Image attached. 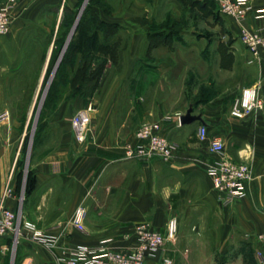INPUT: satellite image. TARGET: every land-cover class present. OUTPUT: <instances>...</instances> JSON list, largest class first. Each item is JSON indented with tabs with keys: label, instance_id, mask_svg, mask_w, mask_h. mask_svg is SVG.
I'll list each match as a JSON object with an SVG mask.
<instances>
[{
	"label": "crops",
	"instance_id": "obj_1",
	"mask_svg": "<svg viewBox=\"0 0 264 264\" xmlns=\"http://www.w3.org/2000/svg\"><path fill=\"white\" fill-rule=\"evenodd\" d=\"M250 1L255 11L243 21L223 16L212 0H166L171 9L166 18L160 19L146 5L156 9L162 0H137L132 7H121L117 11H106L98 6L95 10L105 22L118 24L130 33V41L122 55L121 78L125 81L140 80L141 74L152 68L160 70L161 78L179 80L189 63L183 45L193 40L208 66L229 64L223 59L213 60V52L219 54L225 49L228 54H234L233 66L241 74L237 87L242 90L246 87V68L255 65L261 73L257 63L246 67L244 48L239 47L237 39L243 27L264 32V11L257 12L264 10V0ZM76 2L15 0L10 3L0 0V5H9L12 17L11 30L0 35V83L14 82L30 53L42 44L49 29L47 22L56 19L53 32L57 31L62 13L56 17L50 8L59 6V11L63 12L65 5L74 8ZM219 20L224 25L220 28L221 34L214 35L213 29L207 27L218 25ZM201 22L204 28L200 27ZM216 36L220 37L215 40L217 43L214 42ZM188 37L191 41L185 39ZM161 38L164 43L174 40L177 43L170 45L168 55L161 58L156 67L148 56L164 47L161 43L158 45ZM223 41L228 43L225 45ZM144 94L134 91L126 95L119 87L117 92L107 90L96 100L92 138L83 144L74 139L70 117L72 110L82 109L86 101L77 98L74 103L64 102L59 107L54 116L60 124L57 147L34 161V185L25 208V214L41 234L33 237V233L24 231L18 264L29 261L63 264L61 258L69 248L98 245L104 241L115 249L127 251L136 242L133 231L136 224L149 222L152 228L165 233L173 217L178 220V232L174 240L167 242L164 254L171 256L174 264H252L249 259L253 255L255 260V252L261 247L257 234L264 231V112L258 110L240 119L231 116L232 103L219 112L214 106L210 111L207 103L201 111L192 108V113L201 115L204 123L195 121L180 125L174 115L163 119L171 114L167 113L168 107L160 103V120L170 140L179 145L174 159L165 162L159 158H128L126 145L140 143L136 137L140 125L122 135L118 128L122 127L118 120L119 103L122 99H130L131 112L146 117L153 112L142 105L146 99ZM201 125L208 127L210 136L219 135L224 140L227 157L251 165L253 178L247 184V195L232 204L220 202L208 172L218 155L209 150L208 140H199L191 131L197 133ZM12 164L13 156L4 149L0 189L6 183ZM13 185L17 188L16 177ZM15 200L8 201L13 209L17 207ZM80 205L87 209L83 229L72 223ZM6 247L4 238H0L1 264ZM161 254L149 255L144 264H159Z\"/></svg>",
	"mask_w": 264,
	"mask_h": 264
},
{
	"label": "rangeland",
	"instance_id": "obj_2",
	"mask_svg": "<svg viewBox=\"0 0 264 264\" xmlns=\"http://www.w3.org/2000/svg\"><path fill=\"white\" fill-rule=\"evenodd\" d=\"M136 1L137 0H83L80 6H75L76 17L74 21L67 18L64 22L63 29L70 26L66 40H60L58 34L59 27L55 33L53 32L56 19L47 22L46 26L49 29L47 30V34L43 36L42 44L30 53L26 65L21 70L20 74L15 77L14 82H11L9 85L4 84V82L0 83V163L2 162V165H4V149H7L13 156L12 165H15L14 178H17V188L14 187V199H16L15 201L17 203L15 209L16 211L20 209L22 220L34 223L31 218L25 214V208L29 204V196L26 195L27 182L28 179L32 178V166L36 158L49 154L57 147L60 124L54 120V116L64 102L72 104L77 98H83L86 104L89 102L98 104L96 100H100V97H102L107 90L108 92H117L118 87L119 90L123 91L126 95H130L134 91L145 93L144 97L146 99L142 102V105L149 107L153 112V114L146 117L131 112L130 108L132 104L130 99H122L119 103L118 120L122 127L118 128L121 130L122 135H126L137 128L134 126H141L148 120H160L158 115L160 112V103H164L165 106L168 107L167 113L171 114L169 116H164L163 119H169L174 115V120L178 123V117L182 115L178 112L185 114L189 108H193L195 111H201L204 109V104L207 103L208 106H210V111L212 108L211 106H214L215 111L219 112L221 108H227L231 103L233 104L235 99L241 95L242 90L245 88L241 90L240 87H237V82L240 80L241 74L240 71L233 66V61L235 60L233 53L228 54L225 49H223V51L221 49L219 54L218 52H213V60L223 59L228 61L229 64L223 67H219L217 63L208 66L206 59L203 56L201 57L199 52H197V46L199 45L194 44L196 41L193 40L192 42H187V44L185 43V45L182 44L186 50L185 55L189 63L182 78L179 80H171L166 76L161 78L159 73L160 70L158 71L157 68H152L147 70L146 74H141L140 80L134 79L127 82L121 78V72L124 70L122 55L130 41V33L126 28L122 27L117 31L115 29H109V31L115 32V38L118 39L117 50L113 55H111L112 53H108L106 57L103 56L104 53H101L86 58H73L76 67L81 61L96 66L100 61L103 63V61L111 55L113 61L107 60L105 63L107 66H105L106 68L99 76L100 79L97 89L91 90L93 87V83L91 82L89 85H85V88L80 89L81 92H84L83 94L86 93L85 96L80 94L76 96V91L79 90L78 87H67L61 80L59 81L58 89L53 90L54 88L52 89V87L58 68L72 39L71 37L68 42L69 37L76 23L82 20L87 7L93 5L95 10V3H101L104 9L117 11L121 7H132L135 5ZM170 7L171 6L166 3V0H162L161 4H157L156 9L152 8L149 4L146 5V8L150 12H154V15L158 19L163 17L166 18L170 12ZM50 10L56 17H58L60 13L63 15V12H61V10L59 11V6L56 8L51 7ZM91 14L92 10L86 16L90 17ZM87 17L85 25H90V21L87 20ZM222 20H219L218 25L209 24L207 29H213L214 35L217 33L220 35V28L224 25ZM199 25L201 28L205 27L202 22ZM218 38L217 36L214 37V42L215 40L218 41ZM185 39L191 41L189 37ZM237 39L239 40V47L244 48L243 54L246 67L250 63H257L259 65L252 53L247 50L242 43L240 37H237ZM163 40V38L159 39L158 45L161 43L164 47L157 48L156 51L148 56V59L154 63L156 67L160 59L168 55L170 45L172 46L173 42L177 43L176 40L172 43H164ZM234 41L233 39L230 40V42L233 43ZM223 42L225 45L228 43V41ZM54 49V59L50 71L46 75ZM254 66L255 65H252L246 68L244 77V85L246 87L254 85L260 79L261 73H259ZM68 69L70 70L71 67L67 66L65 70ZM120 78L122 80H120ZM117 82H120V85ZM79 110V108H74L72 110L70 117L71 122L73 116ZM92 127L93 122L91 123V132L87 140L92 138ZM191 131L193 135L200 140L195 130ZM176 145L178 150L179 145ZM22 238L23 233L20 235L18 241H15L10 236L4 237V244L7 245V247L4 248V263L2 264H18V259L22 252ZM252 258H254V255ZM252 258H250L249 261L252 264H254L255 261L256 264L257 257L255 260Z\"/></svg>",
	"mask_w": 264,
	"mask_h": 264
},
{
	"label": "built area",
	"instance_id": "obj_3",
	"mask_svg": "<svg viewBox=\"0 0 264 264\" xmlns=\"http://www.w3.org/2000/svg\"><path fill=\"white\" fill-rule=\"evenodd\" d=\"M10 3L15 0H8ZM219 12L226 17L243 21L254 13L250 0H213ZM258 9L257 12H263ZM260 16V15H259ZM12 28V17L9 6L0 5V35L8 33ZM240 40L255 57L261 68L262 76L252 86L245 87L241 95L235 99L231 107V116L244 119L255 111L264 112V32L260 29L243 27L239 33ZM96 104L89 102L75 113L72 119L74 139L77 143L87 141L91 132L93 113ZM181 123V116L178 117ZM200 140H208V147L217 159L208 167L212 177L213 187L218 199L223 205L232 204L247 195V184L252 180V168L248 162H237L225 155V142L219 135H209L208 127L201 125L198 128ZM138 144L128 143L126 155L128 158L151 160L153 158L170 162L177 152V145L170 140L167 128L161 120H148L136 131ZM13 165L5 185L0 189V238L10 236L18 241L24 231L33 233V237L40 236V230L30 221L22 220L19 211L9 206L8 201L15 198L13 179ZM264 214V210H263ZM87 215L85 206L76 208L72 223L78 229H83ZM136 242L131 249L118 250L107 244L106 241L98 245H79L71 247L61 258L63 264H144L147 257L162 253L159 264H174L171 256L164 254L168 241L174 240L178 232V220L173 217L168 221L166 232L152 228L149 222L138 223L133 229ZM261 247L256 251V264H264V231L257 234ZM27 264H33L29 261Z\"/></svg>",
	"mask_w": 264,
	"mask_h": 264
},
{
	"label": "trees",
	"instance_id": "obj_4",
	"mask_svg": "<svg viewBox=\"0 0 264 264\" xmlns=\"http://www.w3.org/2000/svg\"><path fill=\"white\" fill-rule=\"evenodd\" d=\"M83 0H77L76 7L80 6ZM213 1V0H212ZM215 4L216 2L213 1ZM217 5V4H216ZM94 6H98L100 8H103L101 3H95ZM218 7V6H217ZM104 9V8H103ZM92 14L90 17H87L89 12ZM106 10V9H105ZM109 11V10H106ZM76 17V8H71L67 5L63 8V15L61 19V23L59 25V38L61 41L66 40L69 28L70 26H67L66 29H63V25L65 20L68 18L71 21H74ZM90 21V25H85V20ZM122 28L118 24H111L107 23L104 20L100 18V16L97 14L96 10H94L93 5L90 7H87L84 16L82 20L77 24L75 28V32L72 35V39L69 43L68 50L66 54L64 55L62 62L58 68V72L56 74L54 84L52 89L57 90L59 86V81H63L64 84L70 86H77L78 91H76L77 95H82L84 92H81L80 89L85 88V85H89L91 82L93 83V87L91 90H95L98 87L99 83V76L103 73L104 69L106 68L105 63L108 61H113V58L111 55L113 53H116L117 45H118V39L115 38V32L109 31V29H115L116 31L118 29ZM103 51V52H101ZM101 53H104L103 56L107 57L108 53H112L109 58H106L103 63L100 61L98 65L92 66L91 63H87L84 61L79 63V65L76 67L75 62L73 61V58L77 57L78 54L81 55V58H86L88 56H96ZM55 55V49L52 54L51 60L48 65L47 73L50 71L52 61L54 59ZM71 67L69 70H65L66 68ZM92 85V84H91ZM52 90V92H53ZM94 92V91H93ZM88 104V103H87ZM85 104V106L87 105ZM34 174L32 172V178L28 179L27 182V190L26 195L29 196L32 192L33 185H34Z\"/></svg>",
	"mask_w": 264,
	"mask_h": 264
},
{
	"label": "water",
	"instance_id": "obj_5",
	"mask_svg": "<svg viewBox=\"0 0 264 264\" xmlns=\"http://www.w3.org/2000/svg\"><path fill=\"white\" fill-rule=\"evenodd\" d=\"M77 24H78V22L76 23V25H75V27H74V29H73L70 37H69L68 42L70 41ZM192 111H193L192 108H189L188 111L185 114L181 115V123H182V125L192 124L195 121H200V122L204 123L202 116L201 115H194L192 113Z\"/></svg>",
	"mask_w": 264,
	"mask_h": 264
}]
</instances>
